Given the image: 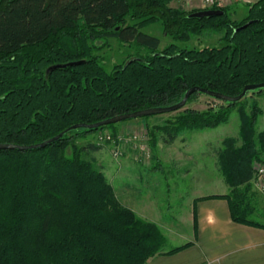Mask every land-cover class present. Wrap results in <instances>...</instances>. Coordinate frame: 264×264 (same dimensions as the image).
<instances>
[{
    "label": "trees",
    "instance_id": "trees-1",
    "mask_svg": "<svg viewBox=\"0 0 264 264\" xmlns=\"http://www.w3.org/2000/svg\"><path fill=\"white\" fill-rule=\"evenodd\" d=\"M174 1L0 0V143H41L77 123L170 106L193 86L236 96L245 85L264 82V0L248 3L238 21L227 7L187 11L170 6ZM205 9L222 14L189 16ZM157 22L175 41L215 32L221 45L159 49L157 37L140 31ZM111 37L146 52L107 72L92 51L99 49L96 40ZM243 98L183 108L153 130L169 144L183 130L226 123L237 108L240 143L224 138L216 155L229 192L209 198L226 200L233 222L264 228L250 218L254 164L264 163V131L255 127L261 109L253 101L245 112ZM114 126L70 130L42 148L0 149V264H144L161 252L165 239L158 227L123 206L101 167L83 158L101 146L74 144Z\"/></svg>",
    "mask_w": 264,
    "mask_h": 264
},
{
    "label": "rangeland",
    "instance_id": "rangeland-1",
    "mask_svg": "<svg viewBox=\"0 0 264 264\" xmlns=\"http://www.w3.org/2000/svg\"><path fill=\"white\" fill-rule=\"evenodd\" d=\"M250 2L237 0H222L219 6L227 7L231 19L241 20L246 15V5ZM172 7H182L190 11L202 8L201 0H181L169 4ZM127 23H131L127 18ZM145 34L157 37L160 41L159 49L174 43L179 48H203L210 46H220L221 34L215 32H205L204 34L192 36L188 41H175L162 33V26L159 22L152 23L140 29ZM98 50H93L92 54L98 57L103 68L110 72L111 69L123 64L136 54L144 55L146 49L138 48L134 44L118 41L115 38L99 39L94 42ZM256 101L261 109L256 120V131H264V89L248 94L243 98L245 112H249L252 102ZM219 102L206 94H198L190 100L183 108L204 110L209 106H216ZM182 108V109H183ZM181 110V109H180ZM179 111V110H177ZM177 111L158 114L147 119H132L118 122L113 128L104 129L96 133H88L83 138L74 139L77 146L97 144L101 148L91 150L83 154V158L92 160L101 167L106 180L114 187L116 195L122 199L123 192L127 190V185H135L138 182L157 180H196L197 189L203 193H225L227 186L222 180V176L216 164L217 151L222 146V140L227 137L237 139L239 131V111L233 108L229 113L228 121L215 128L202 130H183L169 144L163 141L160 132L153 130V127L163 125L165 121L173 118ZM105 135L116 137V143L105 140ZM115 135V136H114ZM136 135L142 143V148L137 145L135 151L130 150L129 143L119 137ZM152 142V144H151ZM120 149L122 152L114 156L113 151ZM143 149V150H141ZM66 154L70 155V147ZM178 168L176 170V167ZM264 167V163H255L254 168ZM206 175V179H201ZM252 190L254 197L252 204L254 213L251 219L264 223V176H256ZM155 185V184H154ZM162 188L153 187L150 189L152 195H159L157 192ZM164 191V189H162ZM115 193V192H114ZM115 195V196H116ZM124 206V205H123ZM187 229V228H186ZM189 232L192 233L189 227ZM184 230V229H183Z\"/></svg>",
    "mask_w": 264,
    "mask_h": 264
},
{
    "label": "crops",
    "instance_id": "crops-1",
    "mask_svg": "<svg viewBox=\"0 0 264 264\" xmlns=\"http://www.w3.org/2000/svg\"><path fill=\"white\" fill-rule=\"evenodd\" d=\"M201 179H206V175ZM196 183L165 179L140 185L136 182L126 186L123 200L114 189L122 205L141 219L153 222L165 239L161 252L144 264H264V228L233 222L226 200L209 198L228 193L229 186L224 182L225 193H203ZM153 187L164 191L160 189L159 195H152Z\"/></svg>",
    "mask_w": 264,
    "mask_h": 264
},
{
    "label": "water",
    "instance_id": "water-1",
    "mask_svg": "<svg viewBox=\"0 0 264 264\" xmlns=\"http://www.w3.org/2000/svg\"><path fill=\"white\" fill-rule=\"evenodd\" d=\"M221 14H222V11L219 9H216V10L215 9H205V10L193 12L189 16L200 18V17L217 16V15H221ZM79 63H80V61H75V62H70V63H66V64L52 65L47 69V72L54 70V69H57V68L76 65ZM256 89H264V82L247 84L242 88L241 92L236 96H229V95L222 94L220 92H214V91H210V90H207V89H204L201 87L193 86V87H190L189 89L186 90L182 99L179 102H177L173 105H170V106L146 108V109H141V110H137V111H133V112L122 113V114L104 119L102 121H99V122L93 123V124L77 123V124H74V125L66 128L65 130L59 132L57 135H55L49 139H46L45 141H43L41 143H36V144H31V145H20V144H15V143H0V149H17V150L23 151V150H28V149L42 148L47 144H50L52 142L57 141L66 132H68L70 130L77 129V128L95 129V128H99L102 126H106V125H110V124H116V123L122 122V121H127L130 119H136V118L150 116V115H158V114L177 111V110L182 109L185 106L188 98L195 92H200V93L206 94L208 96H211V97L218 99V100H221V101L234 103V102L241 100L249 92L255 91Z\"/></svg>",
    "mask_w": 264,
    "mask_h": 264
},
{
    "label": "built area",
    "instance_id": "built-area-1",
    "mask_svg": "<svg viewBox=\"0 0 264 264\" xmlns=\"http://www.w3.org/2000/svg\"><path fill=\"white\" fill-rule=\"evenodd\" d=\"M222 0H201V4H202V8H210L212 7L213 5L217 4V5H220ZM237 1H242V2H253L254 0H237ZM105 140H109L111 143H116V140L117 138L116 137H113L111 135H105ZM118 139H125L124 141L129 143V149L130 150H133L135 151V149H137V145H140V147L142 148V143L137 142V140H140L138 136L136 135H129L128 137H119ZM143 150V149H141ZM121 150L120 149H116L113 151V155L116 156V155H119L121 154ZM255 171H256V176H264V167H259V168H255Z\"/></svg>",
    "mask_w": 264,
    "mask_h": 264
}]
</instances>
